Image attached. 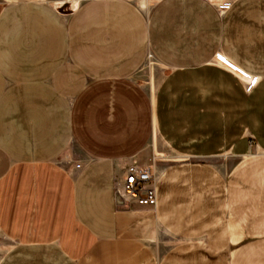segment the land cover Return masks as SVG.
<instances>
[{
  "label": "crops",
  "instance_id": "obj_1",
  "mask_svg": "<svg viewBox=\"0 0 264 264\" xmlns=\"http://www.w3.org/2000/svg\"><path fill=\"white\" fill-rule=\"evenodd\" d=\"M55 3L0 0V264H264V0ZM158 141L189 160L118 205ZM164 227L190 240L159 261Z\"/></svg>",
  "mask_w": 264,
  "mask_h": 264
},
{
  "label": "rangeland",
  "instance_id": "obj_2",
  "mask_svg": "<svg viewBox=\"0 0 264 264\" xmlns=\"http://www.w3.org/2000/svg\"><path fill=\"white\" fill-rule=\"evenodd\" d=\"M56 2V6L61 9L63 13H69L70 7L67 0H52ZM77 2L72 3V7L76 6ZM163 75V71L158 63L151 58L148 57L146 63L141 67L140 71L136 74V79L142 84L146 89L150 92H153L157 87L158 83L161 80ZM156 157H154L153 163L151 164L154 168L155 173V184L159 179V173H161L166 168H170V166L176 165L178 163H182L183 161L189 160L188 158L179 157L174 152L165 146V144L161 142H157L155 146ZM72 158L65 157L62 159V163L66 166V163H73V155ZM192 159H190L191 161ZM194 161V160H192ZM206 162H210L214 164L220 171L224 174V176L230 180V175L233 172V169L237 163L240 162V159H236L228 156H220L212 159L205 160ZM154 208V207H153ZM156 212V209H154ZM155 255L157 260L161 261L165 256H167L172 250H176L177 247L183 245L188 242L190 238H186L183 236H178L164 227L163 230L155 228ZM246 239V237H245ZM244 239V240H245ZM197 241V238L194 239ZM11 248V243L9 241L2 239V243L0 244V260L4 256V253L7 249Z\"/></svg>",
  "mask_w": 264,
  "mask_h": 264
},
{
  "label": "built area",
  "instance_id": "obj_3",
  "mask_svg": "<svg viewBox=\"0 0 264 264\" xmlns=\"http://www.w3.org/2000/svg\"><path fill=\"white\" fill-rule=\"evenodd\" d=\"M80 0H67L69 5ZM137 1V0H135ZM148 6L160 2L161 0H143ZM215 5L221 14L226 13L232 7L234 0H207ZM222 61L224 59L219 58ZM77 169L81 164H76ZM155 182V173L152 165L140 166L136 162L131 165L124 173L121 179L115 183V197L118 205L131 206L138 205L142 207H156L157 190Z\"/></svg>",
  "mask_w": 264,
  "mask_h": 264
},
{
  "label": "bare ground",
  "instance_id": "obj_4",
  "mask_svg": "<svg viewBox=\"0 0 264 264\" xmlns=\"http://www.w3.org/2000/svg\"><path fill=\"white\" fill-rule=\"evenodd\" d=\"M74 3V2H73ZM146 3V2H145ZM146 6V5H145Z\"/></svg>",
  "mask_w": 264,
  "mask_h": 264
}]
</instances>
